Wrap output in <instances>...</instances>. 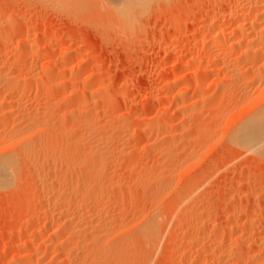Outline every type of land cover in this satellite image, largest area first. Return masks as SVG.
Listing matches in <instances>:
<instances>
[{
  "label": "rangeland",
  "instance_id": "1",
  "mask_svg": "<svg viewBox=\"0 0 264 264\" xmlns=\"http://www.w3.org/2000/svg\"><path fill=\"white\" fill-rule=\"evenodd\" d=\"M216 1L218 0H150V2L149 0H139L136 3L133 0H129V2L128 0H0V50H4L2 53L0 52V65L4 63L6 73L11 75L20 72L28 73V71L30 73L33 70V73L31 72L32 80H29L30 85L27 86L30 87L28 88V94L26 96L17 95V99L19 96L20 100H18V107L15 106L17 109L11 107V113L10 109H7L8 111L6 110L5 114L0 112V115H2L0 116V144H3L2 148V145H0V151H2L0 154L11 153L9 150L13 149L12 145L7 143L6 146L4 143L8 142L9 139L7 138L12 134L13 130L16 129L15 131H17L18 128L23 126L22 119L26 116H42L41 118L43 119L41 120H44V123L47 122V124L45 123L46 125L43 124L42 126L49 128L46 134L43 133L45 136L40 135L38 140H36L40 142V139L42 144H44L43 149H39L41 151L35 148V139L30 144L31 149L33 147L35 150L34 154L36 153L35 155L32 154L34 156L37 155L35 158L37 165L40 166L41 175L43 174L41 179L44 187L40 186L38 195L33 198L30 197L35 181L30 175L31 172L29 173L30 168L27 167V163L29 162V165L33 159H30L31 161L25 159L26 162L22 159L19 160L21 161L19 163H24L22 164V173H20L19 181L16 182L19 185L15 183L9 185L6 189L0 190V264H236L233 259L235 254L239 255L237 253H240L241 256H239L242 260L238 264H264V157L261 158V156L255 155L253 151L233 148L232 140L235 137L233 132H236L235 130H237L239 124L241 123V126L249 117V114L250 116L252 115L254 109L253 111L249 109L252 106L249 105L248 101L255 96L250 97L249 95L250 100H248L249 98L242 94L243 92L232 88L229 82L222 81L219 84L215 80L213 81L216 75L213 74L215 75L213 76L211 74L210 76L214 78L212 79L209 76L208 80H206L205 84L208 91L206 88L203 90L207 92L204 93V98L198 99L200 101H195L196 96H186L185 108L183 106L182 110L179 109L180 111L173 115L170 122L161 126L155 122L156 116L167 113L166 108L170 106L174 98L178 97L179 88L191 82V86H194L196 75L200 76L201 73L192 65L194 68L192 66L188 67L196 74L194 75V83L192 81L194 79L184 80L186 81L185 85L182 82L177 87L178 89H173L169 83L182 71L180 67L183 63L181 59L184 58V45L201 39L199 33H197L195 34L197 39L193 40L192 33L197 29H201V25L207 23L210 15L222 13L228 7L226 5H229L230 0H227L228 2L220 0L223 3L218 1V4ZM132 2L135 3V7ZM245 2L246 0H243L241 4ZM154 3L157 8L154 7ZM160 3L163 4L160 5ZM163 7L167 9L165 8V10ZM153 9L156 12L154 11L153 13ZM29 16L31 21L29 25H25L24 20ZM186 17H192V21H187ZM176 19L178 21L175 24L173 23L171 27H165L167 23ZM23 33H27L26 41L28 44L32 43L33 46L36 44V50L33 55H36V51L38 55L27 57L25 61L15 64L10 60H12L18 50L17 46ZM45 42L47 44H45L46 47L41 49V45ZM66 47L79 48V51L71 54L68 65L62 72V68H59L54 63L62 58ZM40 52L42 55H40ZM163 58L165 63L161 62ZM8 68L9 71L7 70ZM57 71L60 74V81L58 79L54 87L51 86L53 85L52 77L48 74L53 75ZM218 77L220 78L221 75L216 78ZM38 78H40V81ZM223 83H226L227 87H224ZM77 85H80L81 90ZM72 86L79 89L77 93H74V96L70 92L72 91ZM231 88L232 90L235 89L232 91L235 92L234 94L231 91H227L228 89L231 90ZM97 91L102 96L99 101L101 103H97L92 107L88 106L90 104L88 103L91 99L90 96H94ZM114 91H117V96L111 99L110 95ZM214 91H216L215 94L219 93V96L212 93ZM238 91L241 96H244V99L238 95ZM149 93L155 94L151 100L143 101V97ZM212 94L215 96H212ZM239 96L243 101L248 102L246 106L243 104L244 102L240 101ZM106 97L110 101H106ZM213 97L216 98L213 99ZM0 100L2 101L1 98ZM201 100L203 105L209 108L206 109L201 105ZM107 102L108 104H106ZM258 103L256 102L255 104L258 105ZM84 104L87 105L82 106ZM241 105H244V107ZM75 106L77 107L76 109H74ZM86 106L90 108L89 116L82 113L83 107L86 108ZM62 107H67L68 109L64 110ZM15 109L17 110L16 113L14 112ZM70 110H76L77 112L75 111L73 114ZM64 111H66V114ZM91 114L92 116H90ZM246 114L248 115L246 116ZM121 115L123 116L121 117ZM142 115L150 120L144 122ZM18 119L21 123L17 121ZM65 121L67 122L65 123ZM80 123H83V125H80ZM55 125H58V127ZM54 126L58 129V132L64 133H62L63 139L62 137L61 139L58 137L56 139V134L54 135V133H56L55 130L57 129L53 128L54 130H52L50 128ZM64 126H66V129ZM75 126L76 128H73ZM118 126L124 127V129L119 128V131ZM67 129L68 131H66ZM89 130L93 136L96 133L94 138ZM98 130L102 133L100 131L99 133ZM48 132H52L51 135L54 138H51ZM72 134L75 139L71 137L70 140V136H73ZM88 140H90V143ZM83 142L86 146H83ZM92 143L96 144L93 145ZM88 144L92 145L89 149L94 147L92 148L93 151L88 149ZM101 144L104 145L102 146ZM4 145L8 151L6 147L4 148ZM82 147L87 149L85 150ZM44 148H47V151ZM54 151L55 153L61 152L64 154L61 156L64 157L65 161L64 159L63 161L65 164L62 165L57 160L59 163L52 162V165L50 164L51 168H47L49 163L47 165L46 162L49 159L46 158L56 157L57 153L54 154ZM71 152H77L79 159L76 158L77 160H75L72 158ZM92 155L95 159L97 158V161L93 159ZM68 157L73 161H69ZM113 159L114 161L112 162ZM78 160L80 164L78 162L75 163ZM100 160H102V163ZM67 162L69 166H67ZM92 162H95V164ZM61 165L64 166L63 169ZM78 168H81L80 171ZM82 168L86 170V176ZM87 168H90L91 171L89 169L88 172ZM92 168L98 169L97 171L100 170L93 177L92 172L94 170ZM72 169L75 170L73 171ZM103 170L107 173V176H105L106 173ZM72 171L75 172V174L73 173L74 175ZM58 173L60 176L57 175ZM80 175L81 177H79ZM64 176L68 183H71L73 177L75 178L74 181L81 180L75 187L72 185L74 181H72V184L69 183L73 189H80L81 187L80 191H83L77 204L81 203L82 205L84 201L91 197L90 194L94 195L93 197L96 198L97 204L95 203L94 207H90L91 209L84 208L82 205L79 214L81 217L79 215L75 217L70 214L69 216L72 218L68 216L67 218L70 219L65 217L60 219L56 215L53 224L49 220L48 223L51 226L47 223L49 227L44 230L42 225H40L44 221L41 214L42 210L48 209V211L53 212V209L51 210L52 204L58 199L59 195L63 192L62 194L65 193L68 196L70 190V193L75 190L71 189L69 185L66 186V182H63V180H66ZM54 177L57 178L55 181ZM147 177L151 178L148 180ZM82 178H85V183ZM93 183L99 189L95 187L96 189L92 191L90 190L91 188L88 189L86 187L88 184L90 187L91 185L94 186ZM113 184L118 187L119 193L115 192L117 189L114 191L117 195L110 188ZM52 188L56 190L53 191ZM95 190L96 192H94ZM39 194L42 195L40 196ZM116 196H120L118 200H116ZM187 197L188 201L186 200ZM101 205L109 206L107 207V213L104 212L106 214H99L100 210L97 207ZM113 206L115 207L113 208ZM82 209L85 210L82 211ZM51 213L49 216H51ZM53 215H55V212ZM150 215L151 217L158 216L157 219L160 224L158 228L159 239L157 238L155 242L157 244L147 243L138 236L139 225L148 219ZM92 217L94 220L101 217V221L98 219V224L102 225L101 227L107 225L109 228L104 227V229L100 228V231H94L88 227L83 233L72 235L73 240H77L75 242H82V244H78L79 246L76 243H70L71 240H68L69 242L67 241L68 243L64 248L59 250L58 258L57 255L51 258L46 254V245L49 247L54 243L55 239L59 241L69 235L67 234V229L65 230L66 225L72 226L77 222H82L83 225L89 219L93 220ZM206 218L208 223H205V225L201 224L200 221ZM37 222H39L40 226ZM231 224L233 227H231ZM26 225L31 226L25 230L24 226ZM123 225H125V229ZM219 226L223 228L220 229ZM171 227L173 228L171 229ZM63 229L66 232L62 231ZM192 233H195L194 235L196 236L195 243L188 242L190 234L193 235ZM208 234L209 237L211 234L212 240L207 236ZM41 239L45 241V245L40 250H36L38 248L37 244L42 241ZM25 247L32 254L33 259L31 258L28 262L18 258L12 260L13 253L18 254ZM224 253L226 255L229 253L227 256H230V254L231 256L228 258L226 256L224 260ZM222 258L223 260H221Z\"/></svg>",
  "mask_w": 264,
  "mask_h": 264
},
{
  "label": "bare ground",
  "instance_id": "2",
  "mask_svg": "<svg viewBox=\"0 0 264 264\" xmlns=\"http://www.w3.org/2000/svg\"><path fill=\"white\" fill-rule=\"evenodd\" d=\"M45 1V0H44ZM131 1V0H130ZM133 1H135L136 3H138L139 2V0H133ZM143 1V0H142ZM170 1V0H169ZM211 1V0H210ZM219 1V3L220 2H222V1H220V0H218ZM218 1H216L217 2V4H218ZM227 1V0H226ZM241 1H243V0H241ZM241 1L240 0H230L229 1V5H226V6H228V7H226L224 4V6L226 7V9L221 13L220 11V13H215V14H212V16L210 15L209 16V19H208V21H207V23L206 24H202L201 25V29H197L194 33H192V37L194 38L193 40H195V39H197V37H195L196 35L195 34H197V33H199V36L201 37V39H199V40H197V41H192V43H189V44H185L184 46H185V52H183V56H184V58H182L181 60L183 61V63H182V65H181V67H180V70H182V71H180L181 73H179V74H177V76H175L169 83H170V86H172V88L174 89H176L178 86H180L181 84H182V82L184 83V85H185V82L186 81H184V80H192V79H194V75H196L194 72H192L190 69H189V67L188 66H194L196 69H197V71L199 72V73H201L200 74V76L198 75H196V81H195V79L194 80H192L193 81V83H194V81H195V83H194V86L192 85L191 86V83L189 84H187V85H185V86H182V87H180L179 88V90H178V94H177V98H174V100L170 103V106H168L167 108H166V111H167V113L166 114H161V115H158V116H154L155 118H156V121L155 122H157V124L159 125V126H161V125H163V124H165V123H168V122H170L171 121V119L173 118V115L174 114H176L178 111H180L179 109H181L184 105H186V104H184L185 103V98H186V96H189V95H192V96H196L194 99H195V101H197L198 99H202V98H204L205 97V94L204 93H207V92H205V91H203V90H205V88L207 87V85L205 84L206 83V80H208V77L212 74H215V75H213V76H215V79H213L212 78V76H210L212 79H213V81L215 80L216 82H222V81H225V82H229V85H231V87L232 88H235V89H237V90H240L241 92H243L242 94H244V95H246V97H248L249 95H250V97L251 96H255L253 99H251L250 100V98L248 99V100H250V101H248L249 102V105L250 106H252V108H249L250 110H252L253 111V109H254V111H253V113H252V115L250 116V114H249V117L246 119V121L245 122H243L242 123V125L240 126V124H239V126H238V128H237V130H235L236 132H233V133H235V137H234V139H232L233 140V148L235 147V148H238V150L240 149V150H246V151H253L254 153H255V155H259V156H261V158L262 157H264V0H246V2L245 3H242L241 4ZM35 2V1H34ZM128 2H129V0H128ZM149 2H150V0H149ZM159 2V1H158ZM164 2V1H163ZM228 2V1H227ZM133 3V5H134V7L136 6L135 5V3L134 2H132ZM144 3V2H143ZM210 3V2H209ZM223 3V2H222ZM45 4V3H44ZM131 4V3H130ZM148 4V3H147ZM150 4V3H149ZM161 4H163V3H160V5ZM207 4V3H206ZM213 4V3H212ZM154 5V7L156 6L155 5V3L153 4ZM165 5V4H164ZM84 6V5H83ZM145 6H146V2H145ZM145 6H144V8H145ZM213 6V5H212ZM29 7V6H28ZM133 7V6H132ZM147 7H148V5H147ZM209 7V6H208ZM207 7V8H208ZM31 8V7H30ZM118 8V7H117ZM116 8V9H117ZM125 8H126V6H125ZM139 8V7H138ZM141 8V7H140ZM144 8H141V9H144ZM153 8V7H152ZM155 8H157V7H155ZM154 8V9H155ZM164 8V7H163ZM166 8V7H165ZM164 8V9H165ZM179 8V7H178ZM206 7L204 6V9H205ZM49 9V8H48ZM141 9H140V11H141ZM153 9V13H154V10ZM167 9V8H166ZM165 9V10H166ZM32 10V9H31ZM139 10V9H138ZM150 10H152V9H150ZM157 10V9H156ZM164 10V11H165ZM206 10V9H205ZM210 10V9H209ZM222 10V9H221ZM33 11V10H32ZM118 11V10H117ZM157 11H159V10H157ZM136 12V11H135ZM151 12V11H150ZM156 12V11H155ZM216 12V11H215ZM33 13V12H32ZM37 13V12H36ZM138 13V12H137ZM158 13V12H157ZM177 13H179V12H177ZM121 15H123V14H121ZM120 15V16H121ZM158 15H159V13H158ZM166 15H168V14H166ZM137 16V15H136ZM165 16V15H164ZM160 17V16H159ZM207 17V16H206ZM14 18H16V17H14ZM13 18V19H14ZM157 18V17H156ZM187 18V17H186ZM117 19V18H116ZM192 19V17L191 18H187V21H192L191 20ZM165 20V19H164ZM228 20V21H227ZM14 21H15V19H14ZM30 21H31V17L29 16L28 18H25V20H24V23H25V25H29V23H30ZM176 21H178V19H176V20H172V21H170L169 23H167L166 24V26L165 27H167V28H169V27H171L172 26V24L174 23L175 24V22ZM12 23V22H11ZM22 23V22H21ZM178 24V23H177ZM184 24H185V22H184ZM164 25V24H163ZM161 27V26H160ZM175 27V26H174ZM182 27H183V25H182ZM181 28V27H180ZM30 30V29H29ZM43 30V29H42ZM44 31V30H43ZM185 31V30H184ZM183 31V32H184ZM122 32V31H121ZM181 33V32H180ZM1 37V36H0ZM26 38H27V33H23V35H21V38H20V40H19V44H18V50H17V52H16V54L12 57V60H10L12 63H15V64H19V63H21L22 61H25V59L27 58V57H35V56H37L38 55V52L36 51V55H33V53H34V51L36 50V48H35V45L33 46L32 45V43L30 44H28V42L26 41ZM73 38V37H72ZM192 39V38H191ZM183 40V39H182ZM55 41V40H54ZM8 42V41H7ZM35 42H37V41H35ZM199 43H200V45H199ZM46 42L44 43V44H42L41 45V49H44L45 47H46ZM51 45V44H50ZM37 47V46H36ZM165 48H167L166 46H164ZM39 48V47H38ZM164 48V49H165ZM50 49V48H49ZM198 50H199V52H200V50H201V52L199 53L198 52ZM2 51H4L3 49H1L0 50V52L2 53ZM79 51V48H68V47H66L65 49H64V54H63V56H62V58L61 59H59V60H57V61H55V63L54 64H56L59 68H62L61 70H62V72H63V70H64V68L68 65V62H69V60H70V57L72 56L71 54L72 53H74V52H78ZM198 53V54H196V53ZM180 53V52H179ZM194 53H195V55H194ZM165 54V53H164ZM31 55V56H30ZM33 55V56H32ZM40 55H42L41 54V52H40ZM44 55V54H43ZM78 55V54H77ZM179 55V54H178ZM177 56V55H176ZM86 57V56H85ZM88 58H89V56H88ZM41 59V58H40ZM174 59V58H173ZM176 59V58H175ZM165 61V59L163 58L162 59V61L161 62H164ZM182 61H180V62H182ZM53 62V61H52ZM172 62V61H171ZM176 62V61H175ZM165 63V62H164ZM179 63V62H178ZM192 66V67H193ZM72 67V66H71ZM193 67V68H194ZM5 68H6V66L4 65V63L3 64H1L0 65V92H2V93H5V94H1L0 96H3V95H5L4 97H0L1 99H2V101L0 100V112H3L4 114L6 113L5 111L7 110V109H10V113H11V107H18V100H19V96H18V99H17V95L18 94H22V95H25L26 96V94H28V92H29V90H28V88H30V87H27V86H29L30 85V82H29V80L31 79L32 80V78H31V72L33 71V70H31V72L29 73V71H28V73L27 72H20V73H18V74H15V75H11V74H9V73H6V70H5ZM66 69V68H65ZM8 71H9V68L7 69ZM35 70V69H34ZM37 70V69H36ZM60 70V71H61ZM46 71V70H45ZM49 71V70H48ZM196 71V72H197ZM17 72V71H16ZM33 73V72H32ZM47 73V72H46ZM81 73V72H80ZM33 75H35V74H33ZM32 75V76H33ZM48 75H50V77H52V84L53 85H51V86H54V84L56 83V82H58L57 80L59 79V72L57 71V72H55L53 75H51V74H48ZM95 75V74H94ZM218 75H221V77L219 78H216ZM41 76V75H40ZM88 76H89V74H88ZM34 77V76H33ZM49 77V76H48ZM50 77H49V79H50ZM86 77V76H85ZM61 78V77H60ZM40 78H38V80H39ZM44 79V78H43ZM210 79V78H209ZM35 80V79H34ZM66 80V79H65ZM68 80V79H67ZM40 81V80H39ZM59 81H60V79H59ZM61 81H63V80H61ZM190 82V81H189ZM29 83V84H28ZM47 83V82H46ZM71 83H73V82H71ZM93 83V82H92ZM28 84V85H27ZM42 84V83H41ZM40 84V85H41ZM70 84V83H69ZM97 84H99V83H97ZM96 84V85H97ZM209 84V83H208ZM220 84V83H219ZM222 84V83H221ZM224 84V83H223ZM43 85V84H42ZM73 85H76V84H73ZM83 85V84H82ZM85 85V84H84ZM35 86V85H34ZM86 86V85H85ZM85 86H83V87H85ZM167 86H169V85H167ZM224 87H227V85H226V83L223 85ZM222 86V87H223ZM37 87V86H36ZM44 87H46V86H44ZM55 87V86H54ZM71 87V86H70ZM69 87V88H70ZM77 87L80 89V85L78 86L77 85ZM75 88V86H72V91H70L71 93H73V96H74V93H77L78 92V88ZM87 87V86H86ZM85 87V88H86ZM214 87V86H213ZM32 88V87H31ZM232 88H231V90H227L228 92L229 91H233V90H235V89H233L232 90ZM34 89V88H33ZM32 89V90H33ZM42 89V88H41ZM84 89V88H83ZM82 89V90H83ZM87 89H89V88H87ZM178 89V88H177ZM219 89V88H218ZM44 90V89H43ZM60 90V89H59ZM81 90V89H80ZM206 90H207V88H206ZM219 90H222V89H219ZM30 91H31V89H30ZM208 91V90H207ZM216 91H217V89H216ZM216 91H214V92H212V93H216ZM46 92V91H45ZM44 92V93H45ZM69 92V93H70ZM98 92L99 91H97L96 93H94V96H90V100H89V98H87V100H89L88 101V103H90L88 106H93V105H96L97 103H101V102H99L101 99H102V96L100 95V94H98ZM220 93H221V91H219ZM223 92V91H222ZM47 93V92H46ZM51 93V92H50ZM87 93V92H86ZM116 93H117V91H114V92H112V94L110 95V98L111 99H113L115 96H117L116 95ZM157 93V92H156ZM209 93V92H208ZM233 94L235 93V92H232ZM236 93H237V91H236ZM49 94V93H48ZM54 94V93H53ZM90 94H92V93H90ZM155 94V93H154ZM154 94H152V93H149V94H147V95H145L144 97H143V101H149V100H151L152 99V97H153V95ZM214 94H212V96L214 95ZM229 94V93H228ZM241 93H239V91H238V95H240ZM158 95V94H157ZM215 95H218L219 96V93H217V94H215ZM214 95V96H215ZM21 96V95H20ZM42 96V95H41ZM44 96V95H43ZM77 96H79V95H77ZM106 96V95H105ZM208 96V95H207ZM211 96V97H212ZM241 96V95H240ZM240 96H239V99H241L240 98ZM49 97V96H48ZM86 97V96H85ZM217 97V96H216ZM216 97H213V99L214 98H216ZM231 97V96H230ZM234 97V96H233ZM242 98L244 97V96H241ZM245 97V98H246ZM73 98V97H72ZM83 98V97H82ZM107 98V97H106ZM191 98V97H190ZM222 98H223V95H222ZM221 98V99H222ZM227 98V97H226ZM79 99V98H78ZM244 99V98H243ZM243 99H241L240 101L246 106V104H248V102L246 103V101H243ZM43 100V99H42ZM108 100V98L106 99V101ZM188 100V99H187ZM235 100V99H234ZM245 100H247V99H245ZM20 101V100H19ZM83 101V100H82ZM81 101V102H82ZM108 101H110V100H108ZM194 101V102H195ZM198 101H200V100H198ZM236 101H238V100H236ZM84 102H85V100H84ZM84 102H82V103H84ZM204 102V101H203ZM218 102H219V100H218ZM232 102V101H231ZM256 102H259L258 103V105H256L255 103ZM66 103V102H65ZM74 103H76V102H74ZM79 103V102H78ZM86 103V102H85ZM87 103V104H88ZM200 103H202V100H201V102ZM220 103V102H219ZM230 103V102H229ZM228 103V104H229ZM87 104H84V105H82V106H85V105H87ZM106 104H108V102L106 103ZM195 104V103H194ZM226 105H227V103H225ZM79 105H80V103H79ZM105 105V104H104ZM200 105V104H199ZM198 105V106H199ZM201 105H203V103L201 104ZM235 105H237V104H235ZM238 105H239V103H238ZM244 105H241V106H243L244 107ZM256 107H255V106ZM81 106V105H80ZM100 106V105H99ZM189 106V105H188ZM192 106H194V105H192ZM204 106V105H203ZM240 106V105H239ZM15 107V108H16ZM200 107V106H199ZM202 107V106H201ZM206 109L207 108H209V107H206V106H204ZM203 107V108H204ZM238 107V106H237ZM12 108V109H13ZM35 108V107H34ZM42 108H44V107H42ZM64 110L67 108H64V107H62ZM72 108H74V107H72ZM77 107L75 106V108L74 109H76ZM84 109H82V113H84L85 115H88V114H90L89 113V110H90V108H88L87 106H86V108L85 107H83ZM184 108H185V106H184ZM190 108V107H189ZM189 108H187V109H189ZM211 108V107H210ZM217 108V107H216ZM17 109V108H16ZM15 109V113H16V110ZM19 109V108H18ZM49 109V108H48ZM48 109H46V110H48ZM60 109V108H59ZM62 109V110H63ZM68 109V108H67ZM193 109L195 110V108L193 107ZM14 110V109H13ZM43 110V109H42ZM79 110V109H78ZM182 110V109H181ZM203 110H205V109H203ZM210 110V109H209ZM231 110H232V108H231ZM8 111V110H7ZM58 111V110H57ZM76 110H70V112H73V114H74V112H75ZM104 111V110H103ZM19 112V111H18ZM65 112V114H66V111H64ZM68 112V111H67ZM77 112V111H76ZM81 112V111H80ZM191 112V111H190ZM203 112V111H202ZM2 113V114H3ZM39 113V112H38ZM248 113H250V112H248ZM9 114V113H8ZM13 114V113H12ZM72 114V113H71ZM76 114V113H75ZM155 114V113H154ZM193 114V113H192ZM24 115V114H23ZM31 115V114H30ZM83 115V114H82ZM126 115V114H125ZM141 115V114H140ZM157 115V114H156ZM194 115V114H193ZM248 114H246V116H247ZM0 116H2V115H0ZM8 116H10V115H8ZM17 116V115H16ZM71 116V115H70ZM78 116V115H77ZM81 116V115H80ZM89 116V115H88ZM90 116H92V114L90 115ZM123 115H121V117H122ZM143 116V115H142ZM142 116H141V118H142ZM196 116H198V115H196ZM7 117V116H6ZM18 117H19V115H18ZM24 117V116H23ZM42 117V116H41ZM41 117H39V116H29L28 115V117L26 116L24 119H22L23 121H22V123H23V126L21 127L20 126V124H19V126L21 127V128H18L17 129V131H15V130H13V132H12V134L7 138V139H9L8 140V142L6 141L4 144H6V146H7V143H10L11 145H12V147H13V149L11 148L10 150H9V152L11 151V153H2V154H0V190H2V189H6V187H8L9 185H13V184H15L16 182H18L19 181V176H20V173H22L21 171H22V164H24V163H19V162H21V161H19L20 159H22V160H28V161H31L32 159V162H30V166L28 165V163H27V167H29L30 168V171H29V173L31 172V177L33 178V180L35 181V186H34V189L31 191V193H30V197L31 198H33V197H35V196H37L38 195V189L40 188V186H42V187H44L43 186V181H42V179L41 178H43V177H41V176H43V174L41 175V169H40V166L39 165H37L38 163L36 162V156H34L35 154H34V149H33V147H32V149H31V142L32 141H34V139H35V141L36 140H38V136H40V135H44L45 136V134L47 133V131L49 130V128H47V127H44V126H42L43 124H47V122H45L44 123V120H41V119H43V118H41ZM45 117V116H44ZM82 117V116H81ZM87 117V116H86ZM8 118H10V117H8ZM21 118V117H20ZM19 118V119H20ZM46 118V117H45ZM62 118V117H61ZM88 118V117H87ZM95 118V117H94ZM154 118V119H155ZM197 118V117H196ZM12 119V118H11ZM17 119V118H16ZM19 119L17 120V121H19ZM49 119V118H48ZM51 119V118H50ZM58 119V118H57ZM64 119V118H63ZM90 119H92V118H90ZM89 119V120H90ZM143 121L144 122H146V120H150L149 118H146L145 116H143ZM153 119V118H152ZM1 120V119H0ZM62 120V119H61ZM66 120H67V118H66ZM73 120V119H72ZM82 120H84V119H82ZM88 120V121H89ZM16 121V120H15ZM48 121V120H47ZM68 121V120H67ZM67 121H65V123L67 122ZM85 121V120H84ZM244 121V120H243ZM10 122V121H9ZM20 122V121H19ZM51 122V121H50ZM83 122V121H82ZM86 122V121H85ZM97 122V121H96ZM123 122V121H122ZM152 122V121H151ZM13 123V122H12ZM21 123V122H20ZM55 123H57V122H55ZM84 123V122H83ZM83 123L81 124L80 123V125H83ZM89 123V122H88ZM124 123V122H123ZM175 123V122H174ZM45 124V125H46ZM61 124H63L62 122H61ZM74 124V123H73ZM94 124V123H93ZM97 124V123H96ZM118 124V123H117ZM156 124V125H157ZM18 125V124H17ZM50 125H52V124H50ZM76 125V124H75ZM87 125V124H86ZM115 125V124H114ZM113 125V126H114ZM119 125H121L122 126V124H120L119 123ZM150 125V124H149ZM155 125V124H154ZM53 126V125H52ZM55 126H57L58 127V125H55ZM50 127V128H52V130H54L56 127ZM68 126V125H67ZM88 126V125H87ZM91 126V125H90ZM173 126V125H172ZM180 126H181V124H180ZM234 126V125H233ZM49 127V126H48ZM65 127V129H66V126H64ZM93 127V126H92ZM97 127V126H96ZM13 128H15V127H13ZM54 128V129H53ZM62 128V127H61ZM73 128H76V126L75 127H73ZM85 128V127H84ZM100 128V127H99ZM98 128V129H99ZM119 128H121L120 126H118V130H119ZM146 128V127H145ZM148 128V127H147ZM57 129V128H56ZM86 129V128H85ZM87 129H88V127H87ZM90 129H91V127H90ZM117 129V128H116ZM121 129H124V127L123 128H121ZM169 129V128H168ZM11 130V131H12ZM51 130V131H52ZM61 130V129H60ZM71 130V129H70ZM92 130V129H91ZM97 130V129H96ZM117 130V131H118ZM177 130H178V128H177ZM56 131V133H54V135L56 134V139H58V138H60L61 139V137H62V139H63V135H62V133L63 132H58V129L57 130H55ZM63 131V130H62ZM66 131H68V129L66 130ZM90 131V130H89ZM100 130H98V132H99ZM110 131V130H109ZM116 131V132H117ZM120 131V130H119ZM148 131V130H147ZM151 131V130H150ZM174 131V130H173ZM65 132V131H64ZM76 132V131H75ZM101 132V131H100ZM99 132V133H100ZM107 132V131H106ZM111 132H112V130H111ZM121 132H122V130H121ZM167 132V131H166ZM178 132V131H177ZM176 132V133H177ZM1 133V132H0ZM4 133V132H3ZM11 133V132H10ZM43 133H45V134H43ZM48 133H50V134H48V135H51L52 134V132H48ZM67 133V132H66ZM90 133H91V131H90ZM102 133V132H101ZM108 133V132H107ZM106 133V134H107ZM174 133V132H173ZM175 133V134H176ZM233 133H232V135H233ZM64 134V133H63ZM69 134H71L70 132H69ZM116 134V133H115ZM114 134V135H115ZM163 134V133H162ZM62 135V136H61ZM73 135V134H72ZM103 135V134H102ZM107 135H109V134H107ZM174 135V134H173ZM43 136V137H44ZM47 136V135H46ZM65 136V135H64ZM91 136H93L92 135V133H91ZM96 136V133H94V136H93V138ZM106 136V135H105ZM168 136V135H167ZM4 137V136H3ZM50 137V136H49ZM53 136L51 135V138H52ZM58 137V138H57ZM71 137L72 138H74L75 139V137H74V135L73 136H70V140H71ZM54 138V137H53ZM66 138V137H65ZM99 138V137H98ZM105 138V137H104ZM232 138V137H231ZM3 139V138H2ZM59 139V140H60ZM102 139V138H101ZM105 139H107V138H105ZM109 139V138H108ZM118 139H119V137H118ZM52 140V139H51ZM54 140V139H53ZM59 140H57V141H59ZM117 140V139H116ZM231 140V141H232ZM3 141H5V140H3ZM34 141V143H35V148H37V150H39V149H43V147H44V144H42V142H41V140L39 139V141L41 142H38V141H36L35 142ZM55 141V140H54ZM90 140H88V142H89ZM101 141V140H100ZM103 141H105L104 139H103ZM102 141V142H103ZM44 142V141H43ZM53 142V141H52ZM56 142V141H55ZM74 142V141H73ZM92 142V141H91ZM1 143V142H0ZM48 143V142H47ZM51 143V142H50ZM49 143V144H50ZM54 143V142H53ZM70 143V142H69ZM78 143V142H77ZM90 143V142H89ZM71 144V143H70ZM73 144V143H72ZM76 144V143H75ZM93 144V143H92ZM94 144H96V143H94ZM93 144V145H94ZM100 144V143H99ZM105 144V143H104ZM103 144V145H104ZM229 144V143H228ZM0 145H2L1 146V148L3 147V144H0ZM9 145V144H8ZM77 145V144H76ZM75 145V146H76ZM80 145H82L81 143H80ZM89 145V146H88ZM87 146H88V149H89V147L90 146H92V145H90V144H88ZM102 145V144H101ZM102 145V146H103ZM232 145V144H231ZM5 145H4V148L6 147ZM52 146V145H51ZM72 146V145H71ZM83 146H86V145H84V142H83ZM165 147H166V145H164ZM163 146V147H164ZM49 147V146H48ZM53 147V146H52ZM67 147V146H66ZM69 147H70V145H69ZM80 147V146H79ZM78 147V148H79ZM232 147V146H231ZM64 148V147H63ZM76 148V147H75ZM83 149H85L84 147H82ZM92 148H94V147H92ZM91 148V149H92ZM96 148V147H95ZM6 149H7V147H6ZM47 149V148H46ZM45 148H44V150H46ZM49 149V148H48ZM73 149V148H72ZM87 149V148H86ZM85 149V150H86ZM91 149H89V150H91ZM99 149V148H98ZM101 149V148H100ZM166 149V148H165ZM2 150V149H1ZM13 150V151H12ZM43 150V151H44ZM54 150V149H53ZM52 150V151H53ZM76 150V149H75ZM96 150H97V148H96ZM107 150V149H106ZM161 150V149H160ZM163 150V149H162ZM237 150V151H238ZM7 151H8V149H7ZM39 151H41V150H39ZM47 151V150H46ZM45 151V152H46ZM59 151V150H58ZM64 151V150H63ZM78 151V150H77ZM80 151H82V150H80ZM92 151H93V149H92ZM101 151V150H100ZM104 151V150H103ZM118 151V150H117ZM168 151V150H167ZM0 152H2V151H0ZM65 152V151H64ZM79 152V151H78ZM243 152H245V151H243ZM34 155H33V154ZM51 153V152H50ZM57 153V152H56ZM55 153V151H54V154H56ZM59 153H61V152H59ZM59 153H57L55 156L56 157H51V158H46V159H49L46 163H47V165H48V163H49V165H48V167L47 168H51V165H52V162H58V161H60V164H62V165H64L65 164V159H64V157H62L64 154L63 153H61V154H59ZM72 153V158H74L75 160H77L76 158H78L79 157V154L77 153V152H71ZM84 153V152H83ZM95 153V152H94ZM117 153V152H116ZM241 153H242V151H241ZM45 154V153H44ZM52 154V153H51ZM90 154H92L91 152H90ZM100 154V153H99ZM104 154V153H103ZM105 154H106V157H107V153L105 152ZM161 154V153H160ZM165 154V153H164ZM243 154V153H242ZM252 154V153H251ZM46 155V154H45ZM62 155V156H61ZM67 155V154H66ZM100 155H102V154H100ZM39 156H41L40 154H39ZM44 156V155H43ZM97 156V155H96ZM32 157V158H31ZM45 157V156H44ZM49 157V156H48ZM70 157V156H69ZM68 157V158H69ZM92 157H93V155H92ZM98 157V156H97ZM38 158V157H37ZM40 158V157H39ZM66 158V157H65ZM108 158V157H107ZM111 158V157H110ZM31 159V160H30ZM63 159H64V161H63ZM79 159V158H78ZM93 159L95 160V161H97L94 157H93ZM116 159V158H115ZM119 159V158H118ZM26 160H25V162H26ZM38 160V159H37ZM58 160V161H57ZM68 160V159H67ZM72 159H70L69 158V161H71ZM84 160V159H83ZM108 160H110V159H108ZM36 163H35V162ZM41 161V160H40ZM43 161V160H42ZM73 161V160H72ZM101 161V163H102V160H100ZM114 161V159L112 160V162ZM34 162V163H33ZM79 163L80 164V162H79V160L78 161H75V163ZM84 162V161H83ZM104 162H106L105 160H104ZM118 162V161H117ZM39 163H41V162H39ZM44 163H45V161H44ZM59 163V162H58ZM68 163V162H67ZM85 163V162H84ZM92 163H94L95 164V162H92ZM98 163V162H97ZM100 163V162H99ZM98 163V164H99ZM100 163V164H101ZM107 163H109V162H107ZM51 164V165H50ZM59 164V165H60ZM72 164V163H71ZM71 164H70V169H71ZM106 164V163H105ZM112 164V163H111ZM115 164V163H114ZM46 165V166H47ZM61 165V168L63 169L64 168V166H62ZM75 165H77V164H75ZM82 165H84V164H82ZM91 165H93V164H91ZM108 165V164H107ZM20 166H21V168H20ZM24 166V165H23ZM67 166H69V163L67 164ZM66 166V167H67ZM74 166V165H73ZM78 166V165H77ZM77 166H76V168H77ZM81 166V165H80ZM86 166H87V164H86ZM94 166V165H93ZM102 166H103V164H102ZM116 166V165H115ZM44 167V166H43ZM65 167V168H66ZM84 167V166H83ZM88 167H90V166H88ZM94 167H97V166H94ZM93 167V168H94ZM99 167V166H98ZM28 168V169H29ZM46 168V169H47ZM53 168V167H52ZM57 168V167H56ZM74 168V167H73ZM92 168V169H93ZM100 168H102V167H100ZM61 169V170H62ZM79 169V168H78ZM81 169V168H80ZM80 169H79V171H80ZM83 169V168H82ZM88 169V168H87ZM90 169V168H89ZM89 169L87 170L88 172H89ZM103 169H104V167H103ZM61 170H60V172H61ZM73 170V169H72ZM75 170V169H74ZM73 170V171H74ZM84 170V172L83 173H85V169H83ZM94 171L92 172L93 174H92V177L93 176H96L97 175V173L100 171H97L98 169H93ZM102 170V169H101ZM27 171V170H26ZM43 171V170H42ZM54 171H55V169H54ZM58 171V170H57ZM72 171V174L74 173L75 174V172H73ZM90 171H91V169H90ZM104 171V170H103ZM102 171V172H103ZM68 172H70V171H68ZM105 172V171H104ZM103 172V173H104ZM50 173V172H49ZM55 173V172H54ZM106 173V172H105ZM104 173V174H105ZM109 173V172H108ZM68 174V173H67ZM73 174V175H74ZM86 174L87 173H85V176H86ZM89 174V173H88ZM91 174V173H90ZM100 174V173H99ZM103 174V175H104ZM56 175V174H55ZM57 175H59V173L57 174ZM56 175V176H57ZM150 175V174H149ZM22 176V175H21ZM50 176V175H49ZM48 176V177H49ZM60 176V175H59ZM84 176V175H83ZM105 176H107V173H106V175ZM104 176V177H105ZM47 177V176H46ZM52 177V176H51ZM67 177V176H66ZM79 177H81V175L79 176ZM88 177H89V175H88ZM101 177V176H100ZM151 177H153V176H151ZM150 177V178H151ZM64 178H65V176H64ZM69 178V177H68ZM146 178V177H145ZM148 178V177H147ZM150 178H148V180L150 179ZM25 179V178H24ZM29 179V178H28ZM54 179V181H55V179H57V178H53ZM66 179V178H65ZM71 179V178H70ZM73 179V180H72ZM71 180L72 181H74V177L72 178ZM76 179H78L77 177H76ZM83 179V181H84V179L85 178H82ZM88 179V178H87ZM94 179L96 180V178L94 177ZM94 179H92V180H94ZM111 179V178H110ZM23 180V179H22ZM50 180H51V178H50ZM59 180V179H58ZM90 180V179H89ZM106 180V179H105ZM104 180V181H105ZM137 180V179H136ZM24 181V180H23ZM57 181V180H56ZM66 182V186H70V184H72L73 182L71 181V183L69 184L68 183V180L66 179V180H63V182ZM70 181V180H69ZM81 181V180H80ZM80 181H74V183L72 184L74 187H75V185H77L78 184V182H80ZM98 181V180H97ZM101 181V180H100ZM107 181V180H106ZM32 182V181H31ZM30 182V183H31ZM64 182V183H65ZM92 182V181H91ZM52 183V182H51ZM84 183H85V181H84ZM108 183H109V181H108ZM17 185H19L18 183H16ZM83 184V183H82ZM89 184H92V183H89ZM89 184L86 186L88 189L89 188H91L90 190H94V189H96L98 186L96 185L95 186V184L93 183V185L94 186H92L91 185V187L89 186ZM17 185H16V187H17ZM84 185V184H83ZM104 185V184H103ZM106 185V184H105ZM46 186V185H45ZM89 186V187H88ZM106 186H109V185H106ZM15 187V188H16ZM71 187V186H70ZM77 187H79V186H77ZM83 187V186H82ZM96 187V188H95ZM103 187V186H102ZM159 187V186H158ZM57 188V187H56ZM111 190L114 192L118 187L117 186H115V184H113V186L111 185ZM109 188V189H110ZM70 189V188H69ZM71 189H73L72 187H71ZM75 189V190H74ZM73 190H74V192L73 193H70L71 192V190H70V192H68L69 193V195L67 196V194H60L59 195V197H58V199H56L55 200V202H53V204H52V208H51V210L53 209V212L51 213L50 211H48V209L46 210V209H41L42 210V215H43V220L44 221H42V224H40V225H42V227L44 228V230H46V228H48L49 226H47V223L49 222V220H50V223L51 224H53V221L55 220V216L56 215H58L59 217H60V219L62 218V217H65V218H67L70 214L72 215H74L75 217L77 216L78 217V215L80 214V208H82V205L84 206V208H90V207H94V205H96L97 203H96V198H94L93 196L94 195H92V194H90L91 195V197L89 198V199H87V201H84L83 203H82V205H81V203L80 204H77V201H79L78 199L79 198H81L80 196L82 195V193H83V191L81 192L80 191V189H81V187H80V189H77V188H74ZM98 189H99V187H98ZM106 189V188H105ZM105 189H101V190H105ZM108 189V188H107ZM162 189H163V187H162ZM165 189V188H164ZM185 189H187V188H185ZM40 190V189H39ZM42 190V189H41ZM52 190L53 191H55L53 188H52ZM61 190V189H60ZM72 190V191H73ZM89 190V191H90ZM110 190V191H111ZM124 190V189H123ZM197 190V189H196ZM43 191V190H42ZM58 191H59V189H58ZM68 191V190H67ZM86 192H88L87 190H85ZM99 191V190H98ZM109 191V190H108ZM120 191L122 192V189H121V187H120ZM165 191V190H164ZM94 192H96V190L94 191ZM116 193H119L118 192V189H117V191H115ZM114 192V193H115ZM26 193V192H25ZM93 193V192H92ZM102 193V192H101ZM108 193V192H107ZM110 193H112V192H110ZM115 193V194H116ZM191 193V192H190ZM94 194V193H93ZM103 194V193H102ZM126 194V193H125ZM40 195V194H39ZM42 195V194H41ZM40 195V196H41ZM113 195V194H112ZM117 195V194H116ZM119 195V194H118ZM121 196H122V194H120ZM127 195V194H126ZM189 195H191V194H189ZM102 196V195H101ZM103 196H104V194H103ZM192 196V195H191ZM20 197H21V195H20ZM100 197V196H99ZM114 197V196H113ZM120 197V196H119ZM119 197H115V198H117L116 200H118V198ZM123 197V196H122ZM186 197V196H185ZM104 198H106V197H104ZM183 198H184V196H183ZM191 198V197H190ZM21 199H23V198H21ZM45 199V198H44ZM109 199V198H108ZM188 199V197L186 198V200ZM33 200V199H32ZM180 200H181V197H180ZM49 201V200H48ZM81 201H83V200H81ZM98 201H99V199H98ZM101 201V200H100ZM176 201V200H175ZM183 201V200H182ZM188 201V200H187ZM50 202V201H49ZM181 202V201H180ZM179 202V203H180ZM33 203H35V202H33ZM96 203V204H95ZM106 203V202H105ZM104 203V204H105ZM101 204V203H100ZM194 205V204H193ZM25 207V206H24ZM24 207H22V208H24ZM27 207H29V206H27ZM26 207V208H27ZM96 207V206H95ZM107 207H109V206H107ZM107 207H105V205L104 206H100V207H97V209L98 210H100L99 211V214L101 213V214H103L104 212H106V211H108L107 210ZM115 206H113V208H114ZM30 208V207H29ZM34 208V207H33ZM42 208V207H41ZM111 208H112V206H111ZM190 208H191V206H190ZM193 208V207H192ZM28 209V208H27ZM31 209H32V207H31ZM30 209V210H31ZM91 209V208H90ZM94 209V208H93ZM96 209V210H97ZM176 209V208H175ZM188 209H189V207H188ZM24 210H25V208H24ZM83 210H85V209H82V211ZM88 210V209H87ZM111 210V209H110ZM177 210V209H176ZM28 211V210H27ZM206 211V210H205ZM30 212H33V211H30ZM40 212V211H39ZM55 212V215H53L52 216V214ZM86 212V211H85ZM97 212V211H96ZM176 212V211H175ZM51 213V216H49V214ZM107 213V212H106ZM106 213H104V214H106ZM172 213V212H171ZM170 213V214H171ZM24 214V213H23ZM82 214V213H81ZM85 214V213H84ZM90 214H92V213H90ZM157 214V213H156ZM211 214V213H210ZM33 215V214H32ZM86 215H87V213H86ZM152 215V214H151ZM151 215H150V217L148 218V219H146L145 221H143L140 225H139V231H138V236H139V238L141 239V240H143V241H145V242H147V243H154V244H157V243H155L156 241H157V238L159 239V223H158V216L157 217H151ZM157 215H159V214H157ZM172 215H175V214H172ZM171 215V216H172ZM182 215V214H181ZM80 217H81V215H79ZM84 216V215H83ZM170 216V217H171ZM177 216V215H176ZM209 216V215H208ZM51 217V219H49ZM69 217H71V216H69ZM103 217V216H102ZM160 217V216H159ZM177 217H179V216H177ZM177 217H175L176 219H177ZM64 218V220H66ZM72 218V217H71ZM84 218V217H83ZM98 218V217H97ZM101 218V217H100ZM100 218H98L100 221H101V219ZM110 218V217H109ZM174 218V219H175ZM209 218H210V216H209ZM30 219V218H29ZM29 219H27V220H29ZM67 219H70V218H67ZM86 219V218H85ZM84 219V220H85ZM92 219H93V217H92ZM98 219H96V220H91V219H89L88 221H86V223L84 222V224H86V225H82V222H77L76 224H74V225H72V226H68V225H66L64 228H65V230L67 229V234H69V235H67V236H69V237H64V238H59L60 240L58 241L57 239H55V241H53L54 243L52 244V245H50L49 247H47V245H46V254L48 255V256H50L51 258L52 257H55L58 253H59V250H61L62 248H64V246L70 241V243H76L77 245L79 244H82V242H75V240L76 239H74L73 240V238H72V235H79V234H81V232L83 233V231L84 230H87L88 229V227L89 228H91V229H93L94 231H97V230H99L100 228H102V229H104V227L106 228V227H108L107 225H104V227H101L98 223H99V220ZM103 219H104V217H103ZM103 219H102V221H103ZM108 219V218H107ZM170 220H171V218H169ZM173 219V220H174ZM179 219V218H178ZM78 220V219H77ZM79 220H81L80 218H79ZM173 220H172V222H173ZM181 220H183V218H181ZM31 221V220H30ZM160 221V220H159ZM169 221V220H168ZM40 222V221H39ZM39 222H37V224L39 225ZM60 222V221H59ZM104 223H106L105 221H103ZM108 222H110L109 220H108ZM112 222V221H111ZM171 222V221H170ZM171 222V223H172ZM180 222V221H179ZM188 222V221H187ZM20 223V222H19ZM18 223V224H19ZM50 223H48V225H50ZM178 223V222H177ZM200 223L201 224H203V225H205V223H208V219L206 218L205 220H202V221H200ZM17 224V225H18ZM36 224V223H35ZM36 224V225H37ZM70 224V223H69ZM71 224H73V223H71ZM100 224H101V222H100ZM116 224V223H115ZM122 224V223H121ZM175 224H176V221H175ZM190 224V223H189ZM39 225V226H40ZM111 225V224H110ZM202 225V226H203ZM207 225V224H206ZM232 225V224H231ZM230 225V226H231ZM235 225V224H234ZM31 226V225H30ZM30 226H24V229L25 230H27V228L28 227H30ZM33 226V225H32ZM51 226V225H50ZM55 226V225H54ZM64 226V225H63ZM111 226H113V225H111ZM124 226V229H125V225H123ZM138 226V225H137ZM191 226V225H190ZM193 226V225H192ZM210 226V225H209ZM226 226V225H225ZM57 227V226H56ZM117 227H118V225H117ZM120 227V226H119ZM195 227V226H194ZM227 227V226H226ZM231 227H233V225L231 226ZM59 228V227H58ZM63 228V227H62ZM109 228V227H108ZM114 228V227H113ZM173 227H171V229H172ZM217 228V227H216ZM219 228H220V226H219ZM221 228H223V227H221ZM220 228V229H221ZM96 229V230H95ZM122 229V228H121ZM120 229V230H121ZM127 229V228H126ZM229 229H231L230 227H229ZM235 229V228H234ZM19 230V229H18ZM23 230V229H22ZM24 230V231H25ZM47 230H49V229H47ZM64 229L62 230V231H65ZM112 230V229H111ZM129 230V229H128ZM215 230V229H214ZM11 231V230H10ZM20 231H21V229H20ZM36 231V230H35ZM43 231V230H42ZM100 231V230H99ZM103 231V230H102ZM105 231V230H104ZM108 231V230H107ZM170 231V230H169ZM172 231V230H171ZM211 231V230H210ZM260 231H261V229H260ZM48 232V231H47ZM52 232H55V231H52ZM66 232V231H65ZM221 232H222V230H221ZM32 233H33V231H32ZM99 233V232H98ZM127 233V232H126ZM34 234V233H33ZM52 234V233H51ZM58 234V233H57ZM56 234V235H57ZM193 234V233H192ZM195 234V233H194ZM191 235L190 234V236H189V241L188 242H191V243H195L194 241H195V239H196V236L195 235ZM9 235H10V232H9ZM31 235V234H30ZM19 236H21V235H19ZM33 236V235H32ZM198 236H199V234H198ZM208 237H209V234L207 235ZM7 237H9V236H7ZM28 237V236H27ZM62 237V236H61ZM95 237H97V236H95ZM161 237V236H160ZM163 237V236H162ZM29 238V237H28ZM27 238V239H28ZM75 238V237H74ZM84 238V237H83ZM209 238H211L210 240H212V237H211V234H210V237ZM241 238V237H240ZM10 240V239H9ZM14 240V239H13ZM12 240V241H13ZM42 240V239H41ZM54 240V239H53ZM69 240V241H68ZM84 240V239H83ZM83 240H81V241H83ZM128 240V239H127ZM139 240V239H138ZM214 240V239H213ZM18 241V240H17ZM52 241V240H51ZM68 241V242H67ZM77 241V240H76ZM197 241V240H196ZM16 242V241H15ZM144 242V243H145ZM213 242V241H212ZM11 243V242H10ZM19 243V242H18ZM21 243V242H20ZM26 243V242H25ZM24 243V244H25ZM29 243V242H28ZM52 243V242H51ZM83 243H84V241H83ZM91 243V242H90ZM5 244V243H4ZM12 244H13V242H12ZM22 244V243H21ZM31 244V243H30ZM159 244V243H158ZM20 245V244H19ZM38 246V248L36 249V250H40L41 249V247L42 246H44L45 245V241H40L38 244H37ZM78 245V246H79ZM35 246V245H34ZM95 246V245H94ZM12 247V246H11ZM21 247V246H20ZM27 247V246H26ZM23 248V250H21V252H19L18 254L16 253V254H14L13 253V255H12V260L14 259V258H18V259H21L22 261L23 260H26V262H28V261H30V259L33 257L32 256V254H30V252L27 250V248ZM4 248V247H3ZM1 250H2V248H1ZM221 250H223V249H221ZM232 250V249H231ZM243 250V249H242ZM13 251V250H12ZM18 251V250H17ZM70 251H72V250H70ZM234 251V250H233ZM230 252V251H229ZM235 252V251H234ZM241 252V251H240ZM9 254V253H8ZM222 254V253H221ZM225 254V253H224ZM229 253H227V255H228ZM237 254H239L240 255V253H237ZM34 255V254H33ZM226 254H225V256H223L224 257V260H225V257L227 256ZM239 255H236L235 254V256H234V263H236V264H238L240 261H242L241 260V255L239 256ZM4 256V255H3ZM230 256H231V254H230ZM230 256H227L226 258H228V257H230ZM245 256V255H244ZM57 258H58V255H57ZM232 258V257H231ZM33 259V258H32ZM54 259V258H53ZM66 259V258H65ZM230 259V258H229ZM21 260H19V261H21ZM35 260H36V258H35ZM221 260H223V258L221 259ZM17 261V260H16ZM37 261H41V260H37ZM30 263V262H29ZM16 264V263H15ZM21 264V263H20ZM35 264V263H34ZM37 264V263H36ZM214 264V263H213Z\"/></svg>",
  "mask_w": 264,
  "mask_h": 264
}]
</instances>
